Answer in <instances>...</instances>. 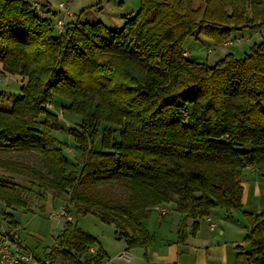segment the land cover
Segmentation results:
<instances>
[{
  "label": "trees",
  "instance_id": "obj_1",
  "mask_svg": "<svg viewBox=\"0 0 264 264\" xmlns=\"http://www.w3.org/2000/svg\"><path fill=\"white\" fill-rule=\"evenodd\" d=\"M139 4L118 31L78 17L54 34L59 16L49 3L0 0V68L25 81L10 108H0V152L38 156L40 167L4 158L0 166L27 171L37 187L68 194L77 214L114 223L129 247L150 245L143 221L160 203L174 202L195 228L215 207L227 215L240 210L250 248L236 247L235 264H264V210H243L241 184L248 167L264 178V39L242 58L228 53L213 65L183 47L187 36L224 43L234 30L264 25V0ZM53 94L80 116L77 128H68L80 152L79 171L50 136L62 129L47 108ZM2 179L4 205L29 211L25 196ZM110 184L127 196L88 189ZM4 214L5 235L17 234L19 223ZM95 242L67 220L46 258L51 264H97L102 250L84 258Z\"/></svg>",
  "mask_w": 264,
  "mask_h": 264
},
{
  "label": "rangeland",
  "instance_id": "obj_2",
  "mask_svg": "<svg viewBox=\"0 0 264 264\" xmlns=\"http://www.w3.org/2000/svg\"><path fill=\"white\" fill-rule=\"evenodd\" d=\"M41 1L49 3L51 10L56 12L57 16L62 17L64 11L59 5L69 0ZM139 3L140 0H71L69 9L72 16L66 18L65 22L75 21L78 17L80 19V13L83 11L80 21H101L109 29L118 31L123 26V17L135 13L139 8ZM53 32L57 34L56 30ZM263 39L264 25H259L234 30L230 43H219L204 34H199L197 38L187 36L183 47L192 58L213 65L228 53L235 58H242L249 52L251 46L260 43ZM24 82L22 77L11 74L7 80L0 81L2 97L0 108H10L12 100L21 93V86ZM67 105V99L53 94V101L47 108L59 117L62 129L51 130L50 136L62 143L63 153L73 164L72 169L79 171L80 152L68 128H77L81 119L80 116L69 112ZM96 145V147L99 146V141ZM0 158L26 162L40 167L39 157L31 154L0 152ZM257 176L244 169L241 180L243 183L251 182L252 179L259 181L264 193V178L261 175ZM0 177L3 178V183L14 186L25 196L29 208V211L20 207L8 208L0 200V241L6 237L5 232L9 230L8 218L4 214L6 211L11 213L19 223L15 233L18 235L20 246L37 262L46 259L49 248L67 220L96 238V242L89 248L84 258L93 256L98 250H102L105 254L104 258L97 264H194L191 246L206 251L208 254L206 264H221L228 260L230 264H235V247L241 246L244 250L250 248L245 238L246 218L240 210H234L230 213L232 216H228L224 209L213 208L209 215L217 228L211 232L206 217L199 219L195 228L193 221L189 218L185 219L184 215L176 209L174 202H163L152 207L143 223L152 237L150 245L146 248L129 247L124 237L118 238L116 235L117 227L114 223L102 222L93 213L77 214L73 204L68 201V194L37 187V181L29 172L0 166ZM88 189L93 193L99 192L115 198H123L128 194L127 190L118 184L89 187ZM261 200L263 201L259 205H255L254 202L247 203L244 209H253L255 212L264 210V194ZM161 206L168 209L165 215H161L157 210ZM59 208H62L65 214L50 215ZM224 225L228 227V230L221 234L220 228ZM181 232L184 233L183 237H181Z\"/></svg>",
  "mask_w": 264,
  "mask_h": 264
},
{
  "label": "built area",
  "instance_id": "obj_3",
  "mask_svg": "<svg viewBox=\"0 0 264 264\" xmlns=\"http://www.w3.org/2000/svg\"><path fill=\"white\" fill-rule=\"evenodd\" d=\"M71 0L60 3L59 7L63 9L62 17L57 18L54 21V27L57 34H62L66 28L65 19L71 16V11L69 9ZM34 7L41 11V6L38 2L33 3ZM42 14V13H41ZM227 43H230L227 42ZM9 78V74L3 72L0 69V81H5ZM158 212L161 215H165L168 212V209L165 206L157 208ZM62 215L65 214V211L62 208H59L57 211L52 212L50 215ZM206 220L209 222L211 230L216 228V223H214L210 216H206ZM0 241V264H51L49 259H45L42 262H37L34 260L33 256L30 253H27L19 244V238L17 234L11 236L5 235Z\"/></svg>",
  "mask_w": 264,
  "mask_h": 264
},
{
  "label": "crops",
  "instance_id": "obj_4",
  "mask_svg": "<svg viewBox=\"0 0 264 264\" xmlns=\"http://www.w3.org/2000/svg\"><path fill=\"white\" fill-rule=\"evenodd\" d=\"M49 8H51V7L49 6ZM81 17H82V15H80V20H81ZM246 170H249L251 174H254L255 173L256 176L259 175L252 168H249L248 167V168H246ZM247 174L249 175V173H247ZM241 184H242V187H243V195H242L243 210L244 211H247V212H250V213H254V214L255 213H258L259 211L258 212H255V210H253V209H247L246 210V209H244V206L247 203H249V202H254V203H256L255 205H259V204L262 203L263 200H261V198L263 197V194L264 193H263L262 187L259 184V181H257V180L254 181V179H252L251 182L243 183L242 180H241ZM228 216H232V215L230 214ZM144 221H143V223H144ZM216 228H217V225H216ZM215 229L214 230H211V232L215 231ZM227 230H228V227L225 226V225L220 228L221 234L226 233ZM245 231H246V229H245ZM212 237H213V235L211 237H209V238L212 239ZM236 247H235V254L237 252ZM173 248L176 249L175 246H173ZM241 248H243V247H241ZM191 251H192V256H194V264H206L208 254L206 253V251L204 249H200L198 247L191 246ZM221 264H230V261L229 260H228V262L224 261Z\"/></svg>",
  "mask_w": 264,
  "mask_h": 264
},
{
  "label": "bare ground",
  "instance_id": "obj_5",
  "mask_svg": "<svg viewBox=\"0 0 264 264\" xmlns=\"http://www.w3.org/2000/svg\"><path fill=\"white\" fill-rule=\"evenodd\" d=\"M71 16H72V13H71Z\"/></svg>",
  "mask_w": 264,
  "mask_h": 264
}]
</instances>
